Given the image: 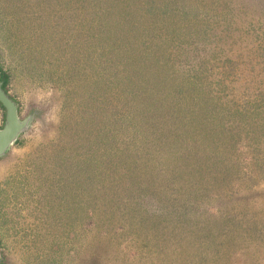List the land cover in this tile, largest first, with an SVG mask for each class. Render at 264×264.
<instances>
[{
  "label": "rangeland",
  "instance_id": "rangeland-1",
  "mask_svg": "<svg viewBox=\"0 0 264 264\" xmlns=\"http://www.w3.org/2000/svg\"><path fill=\"white\" fill-rule=\"evenodd\" d=\"M0 66V264H264V0H0Z\"/></svg>",
  "mask_w": 264,
  "mask_h": 264
},
{
  "label": "water",
  "instance_id": "water-1",
  "mask_svg": "<svg viewBox=\"0 0 264 264\" xmlns=\"http://www.w3.org/2000/svg\"><path fill=\"white\" fill-rule=\"evenodd\" d=\"M0 103L4 106L5 117L0 127V159L5 157L18 138L26 132L37 112L21 118L17 102L2 88L0 82Z\"/></svg>",
  "mask_w": 264,
  "mask_h": 264
},
{
  "label": "trees",
  "instance_id": "trees-1",
  "mask_svg": "<svg viewBox=\"0 0 264 264\" xmlns=\"http://www.w3.org/2000/svg\"><path fill=\"white\" fill-rule=\"evenodd\" d=\"M0 82L2 83V88L8 93L7 85L9 83V76L5 71L2 70L1 66H0ZM0 108L3 110V120H4L5 109L1 103H0Z\"/></svg>",
  "mask_w": 264,
  "mask_h": 264
}]
</instances>
